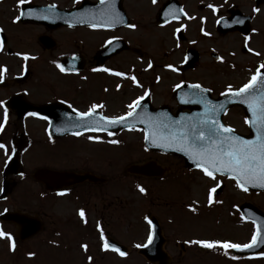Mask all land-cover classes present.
<instances>
[{
    "label": "flooded vegetation",
    "instance_id": "af4514ba",
    "mask_svg": "<svg viewBox=\"0 0 264 264\" xmlns=\"http://www.w3.org/2000/svg\"><path fill=\"white\" fill-rule=\"evenodd\" d=\"M6 1L0 0V6ZM83 1L95 3L100 0ZM10 2L5 21L0 17V68L5 70L0 77V103L4 105L0 108V122L4 123L3 130H0V144L5 146L0 149V232L7 235V230L13 231L8 233L11 237L15 234L20 226L1 220V216L6 212H19L41 223L42 230L37 237L50 225V232L41 239V243L48 246L54 239L58 240L62 244L63 255L70 252V230L81 231L78 249L83 264H151L141 254L143 247L145 252H155L153 260L157 262L154 264H159L158 260L163 256L169 258L170 264H180L186 256L193 262L197 258L198 245L185 242L177 224L165 221L163 217L161 219V215L154 212L150 200L144 216L145 219L152 215L159 218L157 224L162 244H149V221L131 223L129 219L133 209L125 206L120 210L114 205L118 200L114 191L98 188L112 183V171L102 175L104 177L96 175L99 169L81 165L79 154L75 151V143L78 149L82 148V139L95 146L109 143L115 147L118 142L111 143L115 141L111 136L117 138L119 134L142 133L141 130L128 129L111 135L95 131L76 132L79 135L69 136H56V133L82 129V121L77 119L76 112H86L93 104L101 107L89 118L95 124L90 128L98 126L99 116L116 118L125 115L129 111L126 106L140 97L153 108L164 107L171 114L186 111L176 103V85L199 84L202 89L208 90L207 96L212 98L222 96L229 85L233 90L238 89L258 67L264 65V5L256 6L255 0H157L155 4L152 0H111L115 13L119 15V23L110 21L107 4H101L97 26L52 29L28 21L29 16L20 20L22 7L54 6L55 9L50 12L55 14L81 6L82 0H27L23 5H19V0ZM209 5L217 11L213 13ZM163 9L164 12H161ZM177 28L179 32L175 31ZM71 33H78L79 36L72 40L73 37L69 38ZM26 48L30 52L23 51ZM103 49H107L108 54L99 57L98 52ZM25 55L28 60L22 59ZM67 57H76L79 62L67 66L74 70L64 69L61 72L56 65L62 67V60ZM43 65L51 67L57 77L43 80V84L38 86V74ZM169 66L176 71H171ZM111 72L122 75L114 76ZM261 76H264V67L261 68ZM128 77H134L136 83ZM145 91L147 96H144ZM33 108L38 110L33 111ZM42 142L50 146L49 159L39 161L30 154L29 157L28 151L32 152L33 146ZM13 157L17 159L18 166L11 163L6 171L8 161ZM153 160L164 161L162 156L149 153L145 161ZM40 168L90 173L104 182H84L62 190H49L34 178ZM173 169L171 166L169 176L173 174ZM171 178L179 180L176 186L179 200L175 204L182 206L184 181H193L194 176L189 172H180ZM22 185H27L30 192L25 208L15 204ZM144 190L150 195L148 186L145 185ZM46 199L52 207L61 200L68 203L77 201L78 207L69 215L57 210L46 213L48 208L42 206ZM188 199L185 201L188 202ZM39 201H42L41 204ZM81 210L85 213L84 221L78 215ZM46 216L49 222H46ZM98 224L100 231L97 230ZM125 226L132 231L137 228L141 234L134 236L131 231L126 235L123 232ZM54 227H62L68 237L55 238V230H51ZM101 233L109 249L117 244L124 256L102 250ZM81 245H85L86 250ZM44 249L39 252H44Z\"/></svg>",
    "mask_w": 264,
    "mask_h": 264
},
{
    "label": "rangeland",
    "instance_id": "374dc122",
    "mask_svg": "<svg viewBox=\"0 0 264 264\" xmlns=\"http://www.w3.org/2000/svg\"><path fill=\"white\" fill-rule=\"evenodd\" d=\"M10 5V0H7L2 6H0V17L3 18V21H5V17H7L5 13H7V9L9 11ZM78 36V33H71L69 38L73 37L72 40H74ZM60 37H62V35H60ZM23 51L30 52V49L26 48ZM54 77L57 76L51 67L46 68L45 65L40 66L38 78L41 80H38L37 85H42L44 82L43 80H51ZM224 122L237 132L247 134L246 130L243 128L244 120L241 118V114L238 109L232 110L230 114L224 118ZM125 138L127 145H121L123 149H119L116 146L114 147V145L109 143L104 146H95L86 143L83 139L82 148L78 149L77 143L74 144V147L76 148V153L79 154V159H81V165L83 163L85 166L92 169H99L95 172L96 175L104 177L102 175H106L108 171H112V183L98 188L103 191L105 189L114 191L115 197L118 198L114 205L119 206L120 210L125 208V206L133 209V214L129 219L131 223H142V215L145 210L149 208L148 200H150L154 212L160 214L161 219L163 217V220L168 213L175 211L173 213L175 224H177L179 230L183 232L184 238L195 237L199 241L211 238L213 239L211 242H230L239 245H244L250 242L254 231L253 224L251 225L245 222L242 223V218L238 213L237 207L244 202H248L264 211V193L243 194L235 188L234 184L232 186L230 183H226L224 187V194L220 197V200L218 198L217 200L219 201L216 200L212 205H206L204 201L202 202L204 191L207 186H213V181L206 182V178L203 179V177L198 174L194 175L197 176L194 177L195 182L190 184V181H184L183 199L185 200L187 197H192L194 201L201 200L198 201L200 203H195L194 207H196V210L193 213L186 211L184 207H182L181 211H179L180 206L178 205L177 207L175 204L176 201L179 200L177 198L178 188L176 187L179 180L174 181L171 178L175 173L183 172V170L181 171L178 162L176 160L173 161L165 159V165L174 167L173 174L168 177L169 179L165 178L164 180L159 181L157 179H140L141 183L134 186V178L126 177L127 168L131 164L142 162L146 156L143 152L144 150L140 135L133 133L128 134ZM60 147L64 146L60 145ZM32 149L34 150L32 152L28 151L29 153L27 155L30 154L32 157H36L39 161L49 159L51 153L49 145H44L42 142L33 146ZM28 183L31 185L30 182ZM129 184L132 185L133 188H130ZM142 184L149 187L150 195L147 194V196H150L149 199L145 197L146 193L141 194V192L137 190L138 186L142 187ZM21 187L22 191L19 192L18 198L15 200V204L21 208H25L24 206L29 203L30 192L27 185H22ZM151 195L154 197H151ZM41 202L42 201H39V204H41ZM164 202L165 207L162 208ZM76 203L77 201L75 203H68L67 200H61L56 202L54 207H52V204H50L46 199L42 206H46L48 208L46 213L50 210H57L60 213L63 212L69 215L78 207V204ZM187 203L188 202H186V204ZM170 205H173L176 209L169 212L168 207ZM39 208L42 209L40 206ZM46 222H49V218L47 216ZM51 230H55V238L61 239L63 237H68V233L64 235L66 231L62 227H59V229L54 227V229ZM129 231L126 229V226L123 228V232H126V235ZM49 232L50 225L45 232L40 234L41 236L36 237L33 240L14 244L17 250L15 254L12 255L9 254L10 251H7L6 247H9V245L6 246V243L4 242L5 238L0 239V264H40L43 260H45V262L49 261V264H83L81 254L78 249L81 231L73 228L70 230L71 237H68L71 240L69 244L70 252L67 255L62 254V244H60L58 240L54 239L53 243L48 246L41 243V239L47 236ZM132 232H134V236H139L141 234V230H138L137 228H134ZM42 249H44V252H38ZM33 251H36L38 254L37 260L26 258L28 257L26 254ZM186 257L183 258V261L180 264H264V253L254 258L235 259L229 256L228 251L225 252V250L219 248L212 249V251L206 252L205 254L199 252L195 256L197 257L195 259V263H192L186 259ZM41 258L44 259L41 260Z\"/></svg>",
    "mask_w": 264,
    "mask_h": 264
},
{
    "label": "snow or ice",
    "instance_id": "6c2138e0",
    "mask_svg": "<svg viewBox=\"0 0 264 264\" xmlns=\"http://www.w3.org/2000/svg\"><path fill=\"white\" fill-rule=\"evenodd\" d=\"M27 0H19V5H23ZM157 0H152L155 4ZM102 5L107 4V13L110 21L119 23L120 18L112 6L111 0H100ZM18 5V6H19ZM212 12L217 10L212 5H209ZM256 11V9H253ZM183 14V13H181ZM175 17V14L173 13ZM71 27V25H69ZM95 27V25H93ZM127 27L134 28V25H127ZM175 31L179 32L177 28ZM207 35V33H205ZM253 55H258L253 53ZM22 59L28 60L27 55ZM219 59V58H218ZM56 67L64 72V69L57 64ZM151 67V64H149ZM171 68V66H169ZM261 65L256 69V72L249 78L248 82L243 84L240 88L233 90L231 85L222 95L230 96L238 100L240 104H245L251 119H245L244 124L251 128L255 132V139H241L234 135V130L231 127L222 125L216 118L215 114L220 111L223 105L219 107L213 105L206 98L200 99H181V103H198L203 107V112L198 116L181 117L178 120L173 121L171 124L168 122V118L164 117L162 120H154L148 116L141 118L137 122L145 124L144 139L152 143L157 147H172L173 151L181 152L188 158L195 166V168L202 173L203 177L207 180L213 181V186L208 188L207 191V203L213 204V195L218 188L221 187L220 180L217 179V175L234 181V186L240 191L246 192L247 185L259 186L264 188V89L257 88V84H264V76H261ZM5 70L0 68V77H2ZM93 71L108 72V69H93ZM171 71L175 72V68H171ZM111 75L121 76V73L111 72ZM133 83H136L134 77H128ZM138 86V85H137ZM119 87V86H118ZM180 87V85H176ZM192 89H198L201 92L208 91L202 89L199 84H191L188 86ZM257 92L260 95H251L253 92ZM148 92L145 91L144 96H147ZM143 97H140L126 107L129 111L122 116L116 118H105L99 116L97 127L88 128L89 131L102 132L107 128L114 127L118 124H122L129 118L134 117L137 106L140 105V101ZM3 103H0V108H3ZM101 105L93 104L86 112H76L78 120L84 121L87 118L94 116L96 109ZM75 111V110H74ZM33 115V114H29ZM5 114V120H6ZM102 121L103 123H99ZM175 125V127H173ZM4 123L0 122V130H3ZM129 130H132L131 128ZM139 131V129H136ZM79 135V133H74ZM111 135V133H109ZM91 139V137H90ZM115 144L116 141H111ZM4 145L0 144V149H4ZM10 158V157H9ZM141 194L144 193V189L138 186L137 189ZM81 221L85 220V213L83 210L78 212ZM97 230L100 231L99 224ZM258 232L253 231L251 240L249 243L239 245L230 242H208L193 240L191 244H198L201 248L205 249H223L227 252L228 249H234L236 251H243L247 248L254 247L257 244ZM6 238L9 242V250H12V237L0 232V239ZM102 242V250H111L116 252L120 256H124V253L117 248H110L107 243L104 242L105 237L103 233L100 235ZM151 241V232L149 233V242ZM82 249L86 250L85 245H81Z\"/></svg>",
    "mask_w": 264,
    "mask_h": 264
},
{
    "label": "water",
    "instance_id": "95a60500",
    "mask_svg": "<svg viewBox=\"0 0 264 264\" xmlns=\"http://www.w3.org/2000/svg\"><path fill=\"white\" fill-rule=\"evenodd\" d=\"M62 15H65V17H63L59 20H65L67 22H73V20L70 17L66 16V13H63ZM38 19L41 21L46 20L45 18H43L41 16H38ZM257 88L260 89V87L258 85H257ZM252 95L258 96L260 94L254 91L252 93ZM233 104L241 105L237 99L230 97V96H227L226 98H224L220 102H217L214 104L217 107H219L220 105H223V107L220 109V111L215 114V118L220 123H221V115L223 114V112L229 106H231ZM246 109H247V107H246ZM247 117H248V119H251V114L249 112H247ZM185 118H187V117H185ZM178 119H180V118H171L170 120H168V122L171 124L173 121L178 120ZM135 125L144 126V128H145V124H142V123L136 122ZM173 127H175V125H173ZM249 130H250V136L249 137H244V136L238 135L236 133H233V134L240 137L241 139H255V132L251 128H249ZM144 141H145V139H144ZM145 146L148 149L158 150V151H161L164 153L174 154V155L180 156L183 158L184 163L187 167L195 168V166L192 164V162L190 160H188V158L186 156H184L181 152L173 151L172 147H170V146L157 147L148 141H145ZM143 170H144V168H135V167L132 168V171L137 172V173H141ZM39 174L40 175L41 174H49L52 177H58V176L62 177V178L64 177L67 180H73L75 182H81L84 180L97 181V179L93 178L92 176H90L88 174L82 175V176L74 175V174H56V173H52V172L46 171V170L40 171ZM247 189H248L247 191H250V190L251 191H264V188L259 187V186L254 187L252 185H247ZM240 211L246 219L253 220L255 222L261 240L257 241V244L254 247H250V248H247V249H245L243 251H239V252H245L247 254H253V253L257 252L258 250H260L264 247V213L259 212L258 210L254 209V207H252L249 204L242 205L240 207Z\"/></svg>",
    "mask_w": 264,
    "mask_h": 264
}]
</instances>
